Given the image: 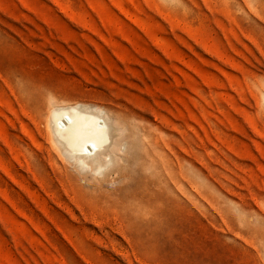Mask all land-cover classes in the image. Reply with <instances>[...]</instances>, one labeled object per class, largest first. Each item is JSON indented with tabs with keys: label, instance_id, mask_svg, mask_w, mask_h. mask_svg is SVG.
<instances>
[{
	"label": "rangeland",
	"instance_id": "obj_1",
	"mask_svg": "<svg viewBox=\"0 0 264 264\" xmlns=\"http://www.w3.org/2000/svg\"><path fill=\"white\" fill-rule=\"evenodd\" d=\"M75 102L150 127L165 205L90 200L52 138ZM0 264H264V0H0Z\"/></svg>",
	"mask_w": 264,
	"mask_h": 264
},
{
	"label": "bare ground",
	"instance_id": "obj_2",
	"mask_svg": "<svg viewBox=\"0 0 264 264\" xmlns=\"http://www.w3.org/2000/svg\"><path fill=\"white\" fill-rule=\"evenodd\" d=\"M50 119L53 140L74 160L79 173L99 181L90 200L134 220L152 213L157 204H166L168 185L174 177L169 156L150 127L139 126V134L138 130L116 132L104 109L80 102L56 105ZM135 136L137 141L133 142ZM123 142L128 145L126 152ZM121 159L123 162L117 163ZM182 164L178 168L179 190L184 193ZM110 174L117 175V184L107 191L104 187Z\"/></svg>",
	"mask_w": 264,
	"mask_h": 264
}]
</instances>
